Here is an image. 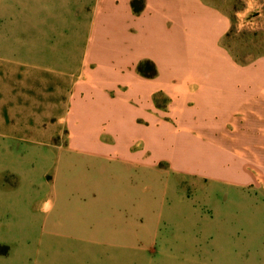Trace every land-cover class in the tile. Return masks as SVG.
I'll list each match as a JSON object with an SVG mask.
<instances>
[{"label": "rangeland", "instance_id": "1", "mask_svg": "<svg viewBox=\"0 0 264 264\" xmlns=\"http://www.w3.org/2000/svg\"><path fill=\"white\" fill-rule=\"evenodd\" d=\"M220 1L236 59L264 54V0ZM94 7L0 0V264H258L263 211L207 176L194 91L158 89L149 61L124 72ZM209 151L212 171L240 178L241 149Z\"/></svg>", "mask_w": 264, "mask_h": 264}, {"label": "crops", "instance_id": "2", "mask_svg": "<svg viewBox=\"0 0 264 264\" xmlns=\"http://www.w3.org/2000/svg\"><path fill=\"white\" fill-rule=\"evenodd\" d=\"M92 1L96 16L90 19L91 31L101 34L107 24L120 34L122 56L127 58L119 62L124 72L149 61L157 73L158 89L172 88L174 82L180 89L194 91L195 136L209 140L195 149H208L212 161L207 176L239 186L264 215V54L242 62L225 44L232 29L231 4L220 0H142L137 16L134 0ZM130 76L128 85L133 86L140 77ZM209 149H241L240 178L212 171L216 161ZM260 233L258 264H264V228Z\"/></svg>", "mask_w": 264, "mask_h": 264}, {"label": "clouds", "instance_id": "3", "mask_svg": "<svg viewBox=\"0 0 264 264\" xmlns=\"http://www.w3.org/2000/svg\"><path fill=\"white\" fill-rule=\"evenodd\" d=\"M55 205L54 202L52 201L51 198L46 199L45 201H43L40 206H39V211L45 215L50 214L53 209H54Z\"/></svg>", "mask_w": 264, "mask_h": 264}]
</instances>
